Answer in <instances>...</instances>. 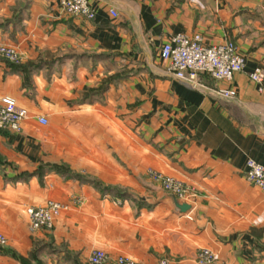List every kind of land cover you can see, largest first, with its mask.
Listing matches in <instances>:
<instances>
[{
	"label": "crops",
	"instance_id": "crops-1",
	"mask_svg": "<svg viewBox=\"0 0 264 264\" xmlns=\"http://www.w3.org/2000/svg\"><path fill=\"white\" fill-rule=\"evenodd\" d=\"M87 1L92 18L0 0V43L21 58L0 56V97L26 110L18 131L0 128V264H88L94 248L101 264H195L200 247L210 264H264V192L244 177L247 158L264 165V74L260 89L248 77L264 73V0ZM177 32L232 40L242 69L200 74L204 88L176 79L159 47ZM147 168L191 184L190 207ZM47 199L65 207L29 230L24 207Z\"/></svg>",
	"mask_w": 264,
	"mask_h": 264
},
{
	"label": "built area",
	"instance_id": "built-area-1",
	"mask_svg": "<svg viewBox=\"0 0 264 264\" xmlns=\"http://www.w3.org/2000/svg\"><path fill=\"white\" fill-rule=\"evenodd\" d=\"M62 11L92 18L93 8L87 0H57ZM111 15L116 11L108 8ZM0 56L11 63L18 64L21 60L18 50L9 44L0 43ZM159 56L166 62V69L176 79L191 87L204 88L200 80V74H207L213 79L229 81L233 72L241 70L244 64V56L240 54L235 44L230 39H224L215 43H204L202 36L198 33L185 34L177 32L170 35L159 47ZM263 70L255 66L248 72V77L261 88ZM216 93L231 97L235 89L231 86L217 88ZM264 116V108L262 111ZM26 116L24 107L16 104L15 100L8 95L0 97V128L18 131L21 121ZM40 123H45L43 115L36 117ZM149 177L157 181L160 187L178 199L191 203L195 195L194 187L183 180L168 174L161 173L155 169L147 168ZM244 177L264 192V165L247 158L245 162ZM78 201V198H74ZM65 205L55 199H47L41 203L28 204L24 207V214L29 230L49 229L52 227L55 217ZM264 212V206H263ZM6 243L5 235L0 232V245ZM106 256L101 248H94L87 257L88 264H101ZM214 260V253L207 247H200L195 254V264H210ZM114 264H142L134 258L117 254L113 259ZM157 264H166L164 259L158 260Z\"/></svg>",
	"mask_w": 264,
	"mask_h": 264
},
{
	"label": "water",
	"instance_id": "water-1",
	"mask_svg": "<svg viewBox=\"0 0 264 264\" xmlns=\"http://www.w3.org/2000/svg\"><path fill=\"white\" fill-rule=\"evenodd\" d=\"M174 204L181 211H185L186 209H188L190 207V204L189 203L183 202V201H178V199L176 197H174Z\"/></svg>",
	"mask_w": 264,
	"mask_h": 264
},
{
	"label": "trees",
	"instance_id": "trees-1",
	"mask_svg": "<svg viewBox=\"0 0 264 264\" xmlns=\"http://www.w3.org/2000/svg\"><path fill=\"white\" fill-rule=\"evenodd\" d=\"M13 65H18V64H14L13 63ZM55 166H53V168H54ZM33 254V253H32ZM16 257H17V259H19V261H21V262H24V257L22 256V255H20V254H14Z\"/></svg>",
	"mask_w": 264,
	"mask_h": 264
}]
</instances>
